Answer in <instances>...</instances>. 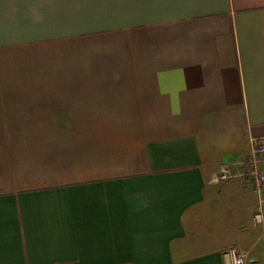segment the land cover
I'll use <instances>...</instances> for the list:
<instances>
[{
	"label": "crops",
	"instance_id": "obj_1",
	"mask_svg": "<svg viewBox=\"0 0 264 264\" xmlns=\"http://www.w3.org/2000/svg\"><path fill=\"white\" fill-rule=\"evenodd\" d=\"M264 0H0V264H264Z\"/></svg>",
	"mask_w": 264,
	"mask_h": 264
},
{
	"label": "built area",
	"instance_id": "obj_2",
	"mask_svg": "<svg viewBox=\"0 0 264 264\" xmlns=\"http://www.w3.org/2000/svg\"><path fill=\"white\" fill-rule=\"evenodd\" d=\"M239 180L245 188H250L257 199V208L252 217L253 226H264V137H251L246 153L238 160L224 163L213 173L208 184L218 186ZM222 256L232 264H246L247 252L229 248L222 251Z\"/></svg>",
	"mask_w": 264,
	"mask_h": 264
},
{
	"label": "rangeland",
	"instance_id": "obj_3",
	"mask_svg": "<svg viewBox=\"0 0 264 264\" xmlns=\"http://www.w3.org/2000/svg\"><path fill=\"white\" fill-rule=\"evenodd\" d=\"M256 228V227H255ZM256 229H259L260 230V232H261V235L262 236H264V226L263 227H261V228H256Z\"/></svg>",
	"mask_w": 264,
	"mask_h": 264
}]
</instances>
